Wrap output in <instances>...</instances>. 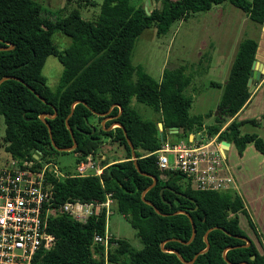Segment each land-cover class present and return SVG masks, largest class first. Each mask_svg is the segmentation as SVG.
I'll list each match as a JSON object with an SVG mask.
<instances>
[{"label":"trees","instance_id":"obj_1","mask_svg":"<svg viewBox=\"0 0 264 264\" xmlns=\"http://www.w3.org/2000/svg\"><path fill=\"white\" fill-rule=\"evenodd\" d=\"M75 2L76 7L53 11L36 0H0V47L4 48L0 49V78L6 77L0 81V146L7 154L5 162L26 159L34 167L52 163V157L67 152L76 154L75 165L84 162L94 155L102 137L119 146L122 157L100 162L99 175H72L64 169L63 176L45 171L44 177L51 183L55 203L102 201L105 193H111L114 209L128 219L141 247L112 237L113 246L104 254L102 246L92 244V236L104 231L103 211L84 222L57 214L47 220L52 245L37 250L31 264H104L105 260L109 264H184L180 258L190 261L195 254L190 264H264V250L260 253L250 239L248 245L238 246L245 242L240 237H247L238 226V213L245 215L261 241L235 189H194L183 174L158 168L156 156L147 155L160 147L165 132L175 126L176 141L204 128L206 134L218 133L219 140L231 143L237 154L252 144L264 158V140L240 130L246 122H258L234 117L250 96L246 80L255 40L246 37L238 42L225 82L214 83L221 87L217 113L205 125L211 113H188L191 99L183 93L190 82L186 65L163 67L155 79L130 59L136 38L152 25L160 35L173 22L223 2L260 25L264 0H160V7L149 11L131 0H102L92 20L81 17V0ZM54 33L65 35L69 43L59 49L53 43ZM49 55L62 66L54 88L41 73ZM131 100L151 108L156 119L142 118ZM114 122L120 127L106 129ZM157 122L162 124L161 140L156 136ZM70 131L76 146L57 151L51 141L57 147L71 146ZM35 152L38 159L32 156ZM152 177L155 183L147 188ZM189 220L194 236L186 242L191 234Z\"/></svg>","mask_w":264,"mask_h":264},{"label":"rangeland","instance_id":"obj_2","mask_svg":"<svg viewBox=\"0 0 264 264\" xmlns=\"http://www.w3.org/2000/svg\"><path fill=\"white\" fill-rule=\"evenodd\" d=\"M36 1L40 3L42 8L53 11L61 7H76L75 0ZM101 1L81 0V7H79L81 17L83 19H94L98 13ZM131 1L141 3L148 11L152 8H159L161 5L160 0ZM253 29L257 31L258 25L250 21L243 11L228 2H223L212 6L207 11L195 12L184 19L173 22L166 33L156 35L154 25L144 29L134 42L130 57L131 63L134 66H140L142 70L155 79H158L163 67H174L179 64L186 65V74L190 77V82L183 93L191 99L188 109L189 115L203 114L210 110L214 112V109H216L215 104L218 102L221 92V88L214 83L221 84L223 82L239 40L246 36L254 37ZM52 38L53 43L59 49L64 48L69 43V38L61 33H54ZM209 49H219L218 51L220 52H212ZM61 69V64L54 56L49 55L45 58L41 73L50 88L55 87ZM256 81L257 79H252L250 85H253ZM131 105L142 118L156 119V114L148 106L135 100H131ZM105 120L106 118L100 121V124H103ZM115 126L116 124H111L110 128ZM240 130L248 133L254 132L261 135L264 139L263 125L246 123L240 127ZM2 134L3 123L0 117V137ZM165 138L169 142L177 140L176 135L168 132H165ZM246 146L248 150L240 159L237 155L235 156L233 147H230L228 152L226 151L228 165L232 163L234 165L233 168H237L243 173L244 171L247 174L252 172L260 173L264 170L263 164L260 166L258 163L260 156L259 158L258 156H253V154H258V152H254L252 144ZM98 154L103 155L100 161L97 157ZM35 155L38 159L39 154L36 153ZM75 156L76 154L72 152L58 153L51 158L52 163L48 168L49 170L53 169L56 175L59 176L64 175V169H68L70 174H76V170H73L75 168ZM118 157H122L121 148L109 139L102 137L101 145L89 159L98 164L99 162ZM6 158L7 154L0 146V166L4 164ZM43 164L45 163L42 162L41 165ZM245 205L247 213L257 229L259 220L255 217L249 203H245ZM110 210L111 212L105 222L107 232L115 239H124L132 247L140 248L141 243L136 238L135 230L130 226L128 219L114 209V204H111ZM238 225L246 234L249 228L243 216L239 214ZM112 246L113 243L109 242L107 248H103V253L106 254ZM104 264L109 263L105 260Z\"/></svg>","mask_w":264,"mask_h":264},{"label":"built area","instance_id":"obj_3","mask_svg":"<svg viewBox=\"0 0 264 264\" xmlns=\"http://www.w3.org/2000/svg\"><path fill=\"white\" fill-rule=\"evenodd\" d=\"M215 135L199 134L188 140L169 142L148 154L156 156L160 169L176 170L183 174L189 185L199 190H225L235 188L225 156L224 145ZM51 163L34 167L26 159H9L0 166V264H31L40 248H49L54 237L47 232L48 218L65 214L84 222L90 216L103 211L104 220L110 214L113 199L105 193L102 201L77 199L55 203L51 183L45 179V171ZM92 163L76 168V174L92 172ZM98 172H94L97 174ZM111 236L106 228L102 234L92 236V244L107 248Z\"/></svg>","mask_w":264,"mask_h":264},{"label":"crops","instance_id":"obj_4","mask_svg":"<svg viewBox=\"0 0 264 264\" xmlns=\"http://www.w3.org/2000/svg\"><path fill=\"white\" fill-rule=\"evenodd\" d=\"M213 6H215V5H213ZM253 35H254V37H252V39H254L256 42V47H255L253 58H255L258 62H260L264 65V25L262 23L260 25H258L257 31H255V30L253 31ZM246 37H248V36H246ZM246 37H243V38H246ZM248 38H251V36ZM218 50L217 49H215V50L209 49V51H212V52H216V51L220 52ZM234 53H235V51H234ZM234 53H233V56H234ZM233 56L231 57L230 61H232ZM229 66H230V64H229ZM228 69H229V67H228ZM159 77H158V79H159ZM226 77H227V75H226ZM226 77L221 84H223L225 82ZM250 84H251V82H250ZM219 88H221V87H219ZM218 101H219V99H218ZM217 104H218V102L215 104L216 109H214L215 110L214 112H213V110L204 112V113H211V116L204 119V121H203L204 125L210 123L213 119V116L216 115ZM234 117L236 120H243V121L249 120V119H256L258 124L264 126V72L262 73V76L259 79H257V81L252 85V88L250 90V96H249L247 102L237 112V114ZM246 123H249L251 125H255V124H252L250 122H246ZM246 123H244V124H246ZM168 133L174 134V133H171L170 130ZM198 133L199 134H203V133L206 134L204 131V128H202L201 130L197 131L195 134H189L187 137L188 140L192 139L193 137L198 136ZM215 134H213V135H215ZM206 135H208V134H206ZM257 135L261 137V135H259V134H257ZM223 147L225 148V151H224L225 156H226V151L228 152L230 150V147H233V149L235 151V156L237 155L239 159L242 158L244 156L246 150H248L247 146H245L242 153L239 155V154H237L235 147L231 143H228V145H225ZM254 152H258V151L254 148ZM258 154H255V155L253 154V156H258V158L260 156L258 163L260 166L262 164L264 166V158L259 152H258ZM89 157L90 156H87L84 162H80V163L76 164L75 168L73 170H76V168L78 166H80L81 164L91 162L93 168H92V172L90 174H94V172L97 171L98 173L96 175H99L101 172V169H102V166L99 164L100 162L97 164L94 161H91V159H89ZM97 157H98V160L100 161L103 158V155L98 154ZM226 162H227V160H226ZM227 166H228V169H229L231 176L234 179V185H235L234 186L235 188H229V189L230 190L231 189H235V190L237 189L236 191L243 201L246 212H248V211L246 209L245 203H249L251 209L254 212L255 217L259 220V225L257 226L258 227L257 229L255 227V224L254 223L253 224H254V229L256 230V233L258 234L261 242H259L257 240L254 231L248 225V222L245 218V215L242 213H238L239 215L243 216V218H244V220L247 223V226L249 228L247 230L246 236L253 242L256 249L261 253L264 250V170L261 171L260 173L252 172L250 174L249 173L247 174L245 171L243 173V171H240L237 168H233L234 165H232V163L230 165H228V163H227ZM238 214H237V220H238ZM257 230L259 231V233Z\"/></svg>","mask_w":264,"mask_h":264},{"label":"water","instance_id":"obj_5","mask_svg":"<svg viewBox=\"0 0 264 264\" xmlns=\"http://www.w3.org/2000/svg\"><path fill=\"white\" fill-rule=\"evenodd\" d=\"M144 8V10H146V8H145V6L143 7ZM262 24L264 25V19H263V21H262ZM8 47H11V44H9V46ZM7 47V48H8ZM0 49H4L3 47H0ZM264 72V65L262 64V63H260V62H258L255 58H253V60H252V62H251V65H250V69H249V72H248V78H247V80H246V85L248 86V91H250L251 90V88H252V85H250V82H251V80L252 79H259L261 76H262V73ZM4 78H6V77H2V78H0V81H2ZM71 112V111H70ZM38 117H39V119L47 126V124H46V122H45V120H44V115H43V113H40L39 115H38ZM112 124H116V126H118V127H120V125L118 124V123H116V122H114V123H112ZM47 128H48V126H47ZM90 128H91V132L93 131V127L92 126H90ZM106 129H110V126L109 127H107ZM169 130L171 131V133H175L176 132V127L175 126H172V127H169ZM161 131H162V124H161V122H157V130H156V136L157 137H159V139L161 140ZM123 132H124V130H123ZM124 134H125V132H124ZM70 135H71V138H72V144H71V146H69V147H57V146H55L54 145V143L51 141V144H52V146L57 150V151H70V150H72L75 146H76V141L74 140V138L72 137V134H71V131H70ZM126 141H127V143H128V146H129V149H130V153H131V159L132 160H134V158H135V156H134V150H133V146H132V144H131V142H130V140L126 137ZM221 144H223L224 146L225 145H228V142L227 141H225V140H222L221 141ZM37 152H35L32 156H33V158L34 159H37V156L35 155ZM38 154V153H37ZM136 169L138 170V168L136 167ZM139 171V170H138ZM91 172L89 171V174H90ZM140 173H143V172H140ZM143 174H145V173H143ZM155 183V178L154 177H152V181H151V183L147 186V188H149L150 186H152L153 184ZM143 201H145V202H147L146 200H144L143 199ZM164 201V200H163ZM169 205V204H168ZM187 214V213H186ZM189 217V216H188ZM190 219V218H189ZM190 221V223H191V234H190V237H189V239L186 241V242H189L191 239H192V237L194 236V228H193V224H192V222H191V220H189ZM240 238H242V239H244V244H241V245H238V246H245V245H248L249 244V242H250V240H249V238H247V237H240ZM208 246L206 245V247H205V249L207 248ZM170 252H174V253H176L177 254V252L175 251V250H169ZM201 252V251H200ZM177 256H178V254H177ZM196 256V254L193 256V258L190 260V261H185V260H183V259H181L180 258V260H181V262L182 263H184V264H190L191 262H192V260L194 259V257ZM179 257V256H178ZM251 259L253 258V256H251L250 257Z\"/></svg>","mask_w":264,"mask_h":264}]
</instances>
